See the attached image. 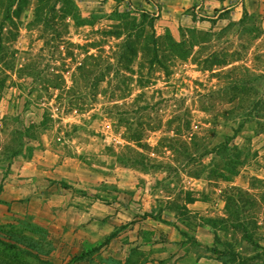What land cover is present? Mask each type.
<instances>
[{
  "label": "rangeland",
  "instance_id": "1",
  "mask_svg": "<svg viewBox=\"0 0 264 264\" xmlns=\"http://www.w3.org/2000/svg\"><path fill=\"white\" fill-rule=\"evenodd\" d=\"M257 2L0 0V264H264Z\"/></svg>",
  "mask_w": 264,
  "mask_h": 264
},
{
  "label": "crops",
  "instance_id": "2",
  "mask_svg": "<svg viewBox=\"0 0 264 264\" xmlns=\"http://www.w3.org/2000/svg\"><path fill=\"white\" fill-rule=\"evenodd\" d=\"M218 2L223 1L224 3H231L232 0H216ZM264 0H258V2L256 3V7L257 9H259V11H261V2ZM199 2V0H198ZM233 5H235V3H233ZM53 156L51 157V159L49 161H42L41 156L39 158H33V159H29L27 163H25V165L27 166H23V164L20 161H16L15 162V172L9 174V177L7 178V180L5 181V184H7L6 186L9 187V189L15 185H17V182H14V180H18L16 179V177L18 176H22V175H29L31 172V174L33 175H43L45 174L46 176H53L58 179H62L58 176L59 174H69L71 175V171L68 169V164H69V160H64L62 158V156L60 154H58L57 152H53L52 153ZM18 158H22L23 160L24 157L22 156H18ZM18 160V159H17ZM31 166V167H30ZM64 175V176H65ZM66 178V177H64ZM15 188V187H14ZM194 211L193 213L196 212V210L199 208L195 207V205H191V207ZM176 221H178V219H175ZM179 224V223H178ZM181 228V227H180ZM176 229V228H175ZM177 232L175 231H171L172 233H169V245L173 246V249L169 250V255H167V259L165 261H158L155 260L153 262V264H190L187 261V253L185 250V246L184 244H180L181 239H179L178 234L180 233L178 228L176 229ZM168 232V231H167ZM170 232V231H169ZM198 233L202 234V235H197V237L199 238V240H201L202 242L211 245L212 244V239H213V228L211 225L207 224L204 226H199L198 228ZM170 242H172L170 244ZM241 255H243V253H239ZM162 260V259H161ZM214 260L213 258H209V257H203L200 258L196 264H202V262H204L205 264H207L206 262L212 261ZM215 261V260H214ZM218 260H216L217 262ZM221 262V261H220ZM242 264V261L238 258V260H233L227 264ZM210 264V263H209ZM219 264V261H218ZM220 264H225L223 262H221Z\"/></svg>",
  "mask_w": 264,
  "mask_h": 264
},
{
  "label": "trees",
  "instance_id": "3",
  "mask_svg": "<svg viewBox=\"0 0 264 264\" xmlns=\"http://www.w3.org/2000/svg\"><path fill=\"white\" fill-rule=\"evenodd\" d=\"M263 132H264V124H263Z\"/></svg>",
  "mask_w": 264,
  "mask_h": 264
}]
</instances>
